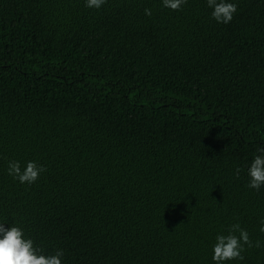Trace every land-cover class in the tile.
Masks as SVG:
<instances>
[{"label":"trees","instance_id":"trees-1","mask_svg":"<svg viewBox=\"0 0 264 264\" xmlns=\"http://www.w3.org/2000/svg\"><path fill=\"white\" fill-rule=\"evenodd\" d=\"M227 2L0 0V223L62 264H215L239 223L264 264V0Z\"/></svg>","mask_w":264,"mask_h":264},{"label":"clouds","instance_id":"clouds-1","mask_svg":"<svg viewBox=\"0 0 264 264\" xmlns=\"http://www.w3.org/2000/svg\"><path fill=\"white\" fill-rule=\"evenodd\" d=\"M107 0H86V7L100 9ZM163 6L173 11L182 9L187 0H162ZM207 4L213 9L211 15L218 23L229 24L238 10V6L227 0H207ZM145 14L150 16L151 10L145 9ZM260 154L255 155L248 175L250 177L249 188L260 190L264 186V147L258 148ZM47 169L43 165H38L34 161H29L26 167L21 168L18 161H10L8 174L20 183L29 185L35 183L41 173ZM240 169L236 170L237 176ZM260 232L264 233V220L260 221ZM238 233V235H237ZM247 248H261V242L255 243L250 239L247 230L241 228L239 223L233 224L228 229L227 235H217L213 248L212 257L215 264H227L229 261L243 260L242 253ZM63 250H58L52 255H45L42 248L37 247L30 238H25V233L21 227L12 226L5 228V223H0V264H62Z\"/></svg>","mask_w":264,"mask_h":264}]
</instances>
